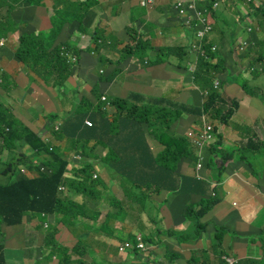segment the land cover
<instances>
[{"label":"crops","instance_id":"crops-1","mask_svg":"<svg viewBox=\"0 0 264 264\" xmlns=\"http://www.w3.org/2000/svg\"><path fill=\"white\" fill-rule=\"evenodd\" d=\"M49 2L50 0H46L45 4ZM183 2L184 0H179L177 6ZM246 2L242 6L250 8L249 14L251 15L258 8L264 6V0L259 6H247ZM118 3H121V1H118ZM97 4V7L104 5L112 7L114 3L111 0H98ZM36 8L42 9L43 7L38 6ZM174 8H177L176 5ZM184 8L187 9L186 13L189 16L197 17L199 15V12L194 8ZM225 8L228 7L226 6ZM52 9L56 10L59 8ZM111 10L114 15L108 20L113 32L112 35H123V30L131 26L138 15L122 12L121 10L115 13L113 8ZM38 15H42L39 10ZM97 16V23L100 24L102 20L100 11H98ZM228 17L225 15L224 19L228 20ZM88 22L91 23V21ZM222 22H224L223 19H221ZM165 23L167 25L166 21ZM94 24H96V21ZM99 24H96V27H99ZM40 25L38 23L37 28ZM42 26H46L44 20H42ZM254 31L247 33L248 40H251L249 37ZM82 35L85 34H80V36L74 38V35L72 36L73 45L84 53L78 57L77 64H72V66H76V74L70 75L61 90L54 88L52 82L50 84L45 83L40 76L42 80L36 81L34 73L25 74L27 75L28 84L44 85L43 90L39 89V92L55 91V101L57 98L63 100L61 106L57 103L53 106L42 101H36V103L45 107L43 115V118L44 116L45 118L39 122L42 125L40 131L45 142L50 141L45 136V133L51 130L53 125L56 126V130L59 129L63 120L82 101L87 100L95 104L96 100L104 95L110 99L108 94L111 93L110 96L112 97L128 100L129 104L140 107L145 94L152 96V94H149L152 93V82L149 81V85H145L148 82L145 79L147 77L145 70L162 65L165 62L164 55L160 51L150 52V57L143 60L136 56H131L124 61H120V50H123L128 45H133L135 42L123 44L120 48L116 47L114 53H111V56H113V68L114 70L117 68L114 79L109 83H103L102 80L97 79V74L98 71L105 70L107 65L102 66L98 63L99 58H97V55L86 52L88 48L83 47L82 43L88 39V36L84 40ZM145 35L148 37L144 39L150 40L154 47H162L154 43L155 40L158 42V35H154L152 38L146 32ZM240 35H243V32ZM255 36L258 40L262 39L260 32ZM13 37L19 40V33L16 31ZM181 38L185 41L188 40L183 38L182 35ZM220 39L221 37L219 36L216 41H213L219 42ZM123 40L124 38H122V42ZM220 48L224 51L223 47L220 46ZM153 59L157 60L156 64H154ZM141 66L145 69L142 71L141 76L133 77L131 73H140ZM167 66L170 69L177 68V64L170 60L165 62L163 67L167 68ZM20 75L17 76V80ZM97 84L99 86L96 87ZM237 89L241 88H233V91L231 93L227 92L226 95L229 99L238 98L241 101L242 112H235L227 124L220 125L216 123L214 125L217 132L216 138L221 136L220 145L216 146L217 142L214 145L217 148V154L212 156L217 165L210 166L211 157L209 156V151L211 148H205L201 152L204 162L202 169L198 172L196 166L188 161H183L180 166V172L174 173L169 180L168 191L156 194L153 189H148L146 193L149 194V197L146 198L142 194V187L151 188L152 183L144 182L140 184V181L138 183L134 182L132 184L133 193H129L128 197H126L125 207L119 211L118 217H114L113 230L110 229L108 234L116 231L121 222L122 228L117 235H109L103 238V249L98 251L100 257L110 258V250H115L111 245L130 240V236L133 238L136 234H143L144 238L148 240L150 247L145 253V264H227L223 262L224 258L234 260V264H264V102L257 97V100H254L253 97H245L244 93L239 92ZM190 90L194 91V88H190ZM59 91L62 92L63 97L58 94ZM172 100L177 101V99ZM31 104H35V101H32ZM86 108L90 109V106H86ZM112 112H114L113 109L110 110V115H112ZM36 114L40 116L39 113L29 112L25 108L20 116L15 115L19 116L23 121L24 119H29L31 125H34L35 123L32 121L36 118ZM93 114L94 112H89L85 115L83 120L85 128L93 127ZM51 115L60 117L52 125L49 124ZM190 117H183L179 124V131L174 126V130H177L179 135L185 136L187 139L200 134L204 125L207 124L202 120L198 126H194L193 122L195 119L189 120ZM106 121L111 125L115 121L128 120L125 118V112H121L117 117L112 116V118H107ZM87 122L90 125H87ZM129 123L130 133L115 135L111 138L114 141L120 139L127 141L126 145L120 144V149L123 153L128 149L134 156L139 158L141 154L155 157L164 149L163 145L150 136L148 130L147 133L139 132V123L137 121H129ZM26 125L33 129L30 125ZM250 140L253 143H250ZM63 143H66V141H63ZM3 146L4 144L1 141L0 149ZM52 149L50 147V150ZM23 150L24 153H29L27 147ZM102 150L109 151V144ZM115 156L118 157V155ZM1 157L2 155H0V161L11 159L7 151L3 153V157H7V160H2ZM114 163L115 160L112 164L103 166V168L108 170H105L107 176L115 173L120 176L118 170L123 166H114ZM34 165L39 167L42 172L47 170L39 161L37 163L34 161ZM18 170L29 178L37 176L36 171L28 170L23 165H20ZM0 176L3 180H7V176L1 172ZM196 176L201 179L198 181V186H193L192 180L197 179ZM215 192L220 198L219 203L202 217L198 223L192 222L188 218L189 210L187 208L190 205H200V201L213 196ZM142 197H144V203L142 202ZM150 205H153V208H150ZM46 217L47 215L45 214L30 212L23 216L21 224L0 227L4 246L2 253L7 263L58 264L59 259L55 255L53 245V242H55L54 236H50V247L47 245V238L51 232H57V228L54 227V220L56 221L57 215L50 216L49 228L52 230L51 232L47 231L43 226V222L47 221V219L45 220ZM129 220L132 223H129ZM175 220H178V223H175ZM196 230H198V233H196ZM215 236L221 238L220 246L215 241ZM196 237H200V239H194ZM99 256L95 257L96 262H98ZM126 256L129 259L127 264H132L134 259L138 257L133 253Z\"/></svg>","mask_w":264,"mask_h":264},{"label":"trees","instance_id":"trees-1","mask_svg":"<svg viewBox=\"0 0 264 264\" xmlns=\"http://www.w3.org/2000/svg\"><path fill=\"white\" fill-rule=\"evenodd\" d=\"M39 1L26 0L27 5H31L32 7H36ZM86 1L89 0L68 1V5L65 8L58 9L56 11L57 13L55 12L56 14L51 17L53 34L56 36L62 34L61 40L63 42L65 37H67L68 41H71L72 36L76 32L88 34L87 27L91 25L94 17H97L95 11L97 3L91 1L86 4V8L82 9L71 8L70 6L86 3ZM63 2L64 0H57L59 7H61ZM23 6L17 5L9 8H22ZM63 12L69 14L65 17L61 16V18H58L59 14L61 13L62 15ZM88 21H91V23ZM10 25L12 24L9 21ZM8 27L6 21H1L0 34L7 30ZM101 29L100 26L95 28L94 39L91 40L93 47L89 46L86 52L88 54L100 55L98 63L107 65V68L103 71H98L97 79L102 80L103 83H109L114 79L117 68L114 70L113 62L104 58L101 53L106 49L114 53L115 46L112 42H106L105 37L97 35ZM191 35L192 37H189L187 45L182 47L191 48V44L189 43L190 41H194L196 34L192 33ZM50 37L53 38L52 36ZM109 39L113 41V38L110 36ZM253 39L257 43L252 47V49H255H250L245 57L255 52L258 56L255 64L259 63L264 66V37L261 39L263 41L258 40L256 36H253ZM18 41L19 46L16 51L17 59L27 66L31 65V58L36 59L46 55L51 57V61L48 64L32 65V73L40 76L47 84L52 82L53 87L60 90L69 79V76L76 74V66H72L73 69L71 70L68 64H66L65 52L67 49L71 50L77 57L82 56L84 53L75 48L72 42L71 47H66L65 44H61L59 48H54L49 51L43 46L41 34L21 35ZM133 41L135 42L133 45H128L123 50H120V61H124L131 56H136L140 60H143L149 58L150 52L152 51H160L180 59L188 55L186 53L180 56L177 47L173 46L156 48L150 40L144 39L138 33L133 35ZM45 43L49 44L48 41ZM178 47L184 50L181 46ZM205 52L204 56H198L197 67L193 70L195 76L194 83L197 87V90H194L195 101L180 102L163 98H153L155 102H152V99L147 100L144 98L140 103V107H137L129 104L128 100L110 98L108 102L114 109L112 116L117 117L121 112H125V118L128 120L115 121L110 125L106 121L107 118H112V116L109 117V111L106 110L108 102L102 101V97H99L95 104L85 100L79 103L71 112L72 114L70 113L63 120L59 129L56 130L55 127H51L54 139L57 142L66 141L68 144L67 149L81 152L85 156H92L94 158H97L102 149L109 144L106 159L111 161L115 160L114 166H123L118 170L121 178L128 177L135 183L140 181V184L144 182L152 183L151 188L142 187L143 196H146V198L149 197V194L146 193L148 189H153L156 194H160L166 190L168 191L169 180L174 173L180 172L182 162L188 161L197 167L200 157H202L194 137L188 138V140L187 137L179 135L178 131L174 130V125L179 124L185 116H192L189 120L200 118L201 122L202 120L207 122L212 119L214 121L213 123L224 125L232 118L238 107V101L236 99L227 98L224 91L221 92L220 89L215 88V75L224 73L226 67L218 66L207 60L209 57L210 59L213 58L211 46H208ZM258 67L259 70L255 69L253 71V77H257L260 72L264 71L261 66ZM229 76H233L235 82L239 80V77H242L241 73L231 74L228 70L223 78L225 84ZM97 86L99 85L97 84ZM241 86L245 91L252 92L250 82L247 79L241 82ZM86 106H90L87 113L94 112L92 115L93 127L91 128L84 127L83 120L87 113L83 114L82 111ZM50 117V125L60 119L57 115H51ZM134 120L139 123L140 133H147L148 130L150 136L164 146V149L155 157L141 154L139 158L138 156H134L128 149L123 153L120 146L116 149V146L111 145L114 142H119L121 145L127 144V141L121 139L114 141L111 138L115 135L130 133L129 121ZM212 127L213 133L217 135L216 128L214 126ZM217 139L216 146L220 145L221 136H218ZM1 141L4 146L0 149V155H3L4 151H7L11 159L0 161V172L7 176L6 183H1L0 181V226L19 225L22 222L23 216L30 212L45 215H61L60 220L65 223L76 218L78 207L76 204L75 206L73 205L74 202L70 201L68 196L59 191V187L64 185L68 192L74 191L75 193H84L85 195H90V191H87L84 185H80L75 190L77 183L73 180L68 181L65 179L64 174L69 160L63 153V149L57 146L50 150L51 145L45 142L40 134L36 133L29 126L19 122L6 109H0ZM249 142L253 143L251 140ZM216 146H213L209 151V156L211 157L210 166L217 165L212 159V156L217 154ZM25 147L30 150L31 154L24 153L23 149ZM115 155H118V157ZM35 160H38L47 170L42 172L39 167L34 165ZM20 165L25 166L28 170L36 171L37 176L29 178L21 174L18 170ZM94 167L95 164L93 162H86L82 170L76 171V174L84 175L85 180L89 181L90 189H93L98 184V180L92 179ZM196 178L192 180L193 186H198V181L201 179L199 176H196ZM214 190L216 189L214 188ZM219 201L220 198L215 192L213 196H209L205 200L200 201V205H190L187 208L189 210L188 218L192 222L198 223ZM142 202L144 203V197H142ZM175 223H178V220H175ZM196 233H198V230H196ZM141 236L143 242H148L143 234ZM131 238L130 236L129 239L132 240ZM194 239L199 240L200 237ZM220 240V237L215 236V241L219 246ZM3 249V243L0 242V264H9L3 257ZM54 250L55 255L59 257L58 264H69L70 256L67 255V251L64 248ZM223 262L229 264L225 258Z\"/></svg>","mask_w":264,"mask_h":264},{"label":"rangeland","instance_id":"rangeland-1","mask_svg":"<svg viewBox=\"0 0 264 264\" xmlns=\"http://www.w3.org/2000/svg\"><path fill=\"white\" fill-rule=\"evenodd\" d=\"M45 1L46 0L39 1V4L36 7H43L42 9H39L32 7L31 5H27L26 0H0V22L6 21L7 27L9 26V21L12 24L7 30L0 34V109H6L22 124L30 125L35 131H38L36 133L40 134V136H42L40 131L42 125L39 122L43 121L45 118V116L43 118L45 107L36 103V101H42L45 102V104L53 106H55V103H57L59 106H61L63 100L57 98L55 101V91L39 92V89L41 90L44 87L43 84L38 86L36 83H27V75L25 74L32 73V65L36 66L48 64L51 61V57L46 55L36 59L31 58V65L29 66L20 63L16 58V51L19 46V41L13 37V34L17 31L19 33V38L21 35L41 34L43 40V42H41L44 44L43 46H45L49 51L54 48H59L61 44H65L66 47H71V42L73 44V38L80 36L81 34L80 32H76L73 38H71V41H68L67 37H65L63 42L61 40L62 34H59L58 36L54 35L51 26V17L54 16L58 10H53L52 8H56V6L59 9L65 8L68 5V1L76 0H64V2L61 4V7H59V4H57V0H50L48 4H45ZM91 1L98 3V0H89L86 1V3L70 6L71 8L82 9L86 8V4ZM111 1L114 3L112 7L107 5L97 7V4L95 11L97 13L98 11L101 12L102 20L99 24L97 23L98 16L94 17L96 20L93 19L91 25L87 27L88 34H85L86 36L82 35L84 40H86L88 36V39L82 43L83 47L88 48L89 45L93 47L91 40L94 39L93 36L95 35L96 24H99L100 28L102 29L99 30L97 35L105 37L106 42H112L115 48H120V46L123 44H130L133 41V35L136 33L142 35L143 38L148 37L145 35L146 32L150 34L151 38L154 37V35L159 36V38H157L158 42H156V40L154 41V43L158 46L177 47L180 56H183L186 53L188 54L186 57L180 59L178 57L163 53L165 62H168L169 60L171 62L174 61V63L177 64L176 69H170L169 66H167L168 69L164 68V62L162 65L149 68L147 70L141 66L140 73H131L133 77H140L142 71H146L147 77L145 79L148 80V82H146L145 85H149V81L152 82V93H149L152 94V96L145 94V98L147 100L152 99V102H155L153 98H163L167 100L177 99V101L179 100L180 102L195 101L194 91L190 90V88L197 90V87L194 83L195 76L192 69L193 67H197V59L200 53H203L208 46H211L213 58L210 59L209 57L207 60L218 66L226 67V71L224 73L215 75V88H218L221 90V92L224 91L225 93H231L233 88H241L242 90H237L239 92H243L245 97H253L254 100L259 98L264 102V71L260 72L257 77H253V70L255 68L259 70L258 66H261L264 69V66L259 63L255 64V60L258 57L255 52L245 57L249 50L252 49L254 44H257L253 39V36L260 32L262 39L264 37V8H258V12H254L251 15L249 14L250 8L242 6L246 0H184V2L179 3L178 6L177 3L179 0ZM118 1H121V3H118ZM237 2L240 3V5ZM262 2L263 0H254V2L247 4V6H259ZM17 5L24 6L22 8H2L15 7ZM174 5H176L177 8L187 7L196 9L200 14L201 20L203 21H199L200 24L198 25L199 28H202V40L200 43H194L191 48L182 47L187 45L188 40L185 41L182 39L181 35L189 34V31L182 24L180 17L174 9ZM226 6L228 8H225ZM111 8L114 9L115 13H118L119 10H121L122 12H130L138 15L132 25L126 27L123 30V35H118L117 33H114L117 35H112L113 32L111 31L109 25L110 22L108 20L112 17V15H114L112 10L110 11ZM38 10L42 15H38ZM68 14L69 13L63 12L61 15L60 13L58 18H61V16L65 17ZM225 15L229 16L228 20L224 19ZM221 19H223L224 22L221 23ZM42 20L46 22V26H42ZM95 21L96 24H94ZM165 21L167 22V25ZM38 23L41 24L39 28H37ZM250 30H255L254 33L249 37L252 40L251 45L242 46L241 43H247V33ZM241 32H243V35L239 36ZM109 36L113 38V41L109 39ZM219 36L221 37L220 41L215 42ZM190 37H192L191 34ZM122 38H124L123 42ZM47 41L49 44L45 43ZM189 44H192V41H190ZM178 46H181V48H184V50H181ZM220 46L223 47L224 51L221 50ZM75 48L77 47L75 46ZM101 54H103L104 58L107 60L112 61L113 56H111V51L109 49L103 50ZM99 56L97 55V58H99ZM64 57L66 58V64H68L72 70V64L76 61V55L73 51L67 49ZM153 60L154 64H156L157 60ZM101 65L103 66L104 64ZM47 67L51 69L49 65H47ZM228 70L231 74L241 73L242 77H239V80L235 82L233 80V76H229L227 83L225 84L223 82V78L227 74ZM18 75H20V77L17 80ZM33 75L36 81L42 80L36 74ZM246 79L250 82V89L252 92H249L248 90L245 91L241 86V82L245 81ZM232 85L234 86L230 87ZM188 91L189 93L187 94ZM58 94L63 97L61 91H59ZM108 95L110 98L112 97L110 96L111 93ZM104 97L108 98V96L105 95ZM235 99L238 101L236 113H240L242 112L241 101L238 98ZM32 101H35V104H31ZM109 105L110 104L106 105V109L109 107ZM25 108L29 112H36L40 114L41 117L36 114V118L32 121L35 123L34 125H31L29 119L23 118V121L19 117ZM107 110L110 114V110H112V108H108ZM87 111L88 108H85L82 113L85 114ZM14 113L19 116L15 115ZM111 116L112 115H109V117ZM213 122L214 121L211 119L206 123L214 126L216 123ZM200 123L201 119L197 118L195 120L194 126H198ZM179 124L174 125L178 131ZM52 127L56 128L55 125ZM45 136L49 138L50 141L48 143H50L51 148L61 146L63 153L69 160V164L64 174L65 179L68 181L73 180L77 183L75 190H77L80 185H84L87 191H90V195H85L84 193H75L74 191L68 192L64 185H62V189L59 187V191L68 196L70 201L74 202V206L76 204L78 207V214L76 218L72 219L68 223L61 222V215H58L56 217V221L54 220V227L57 228V232L52 231L49 228V220L51 215H47L45 218L47 221L43 222V226L47 231H52L47 238L48 247H50L49 239L52 235L54 236V241L57 243L56 244L53 242L54 249L64 248L67 251V255L70 256L69 264L129 263L128 256L119 253L121 246L131 244L129 242L121 241L111 245L113 248H115V250H110V258L100 257L98 251L103 249L102 241L104 237H108L109 235H117L120 232L122 228V222L118 225L116 231L108 234L110 229L113 230L112 226L114 217H118L119 211L125 207V202H127L126 197H128L129 193H133L132 184L134 182L128 177L121 178L120 176H117L116 173L107 176V173L105 172L107 169L103 168V166L110 165L114 162V160L111 161L106 159L108 152L107 150H102L97 158L92 156L88 157L83 155L81 152H75L67 149V143L57 142L54 139L51 130L47 131ZM111 145L118 148L120 143L114 142ZM30 153L31 152L29 150V153L27 154ZM1 158L2 160H7V157H3V155ZM86 162H93L95 164L94 170L92 171V179L98 180V184L93 189H90L91 186L89 185V181L85 180L84 175L76 174V171L83 169ZM197 171L199 172L200 170L198 169ZM0 181H2L1 183L7 182V180H3L1 176ZM150 208H153V205H150ZM128 222L132 223L131 220ZM0 242L3 243L1 237ZM146 243L147 244L144 245V250L141 251L142 254L138 255L132 264H145V253L150 249L148 242ZM77 247L79 250H77ZM97 256H99L97 259L98 262H96L95 258Z\"/></svg>","mask_w":264,"mask_h":264},{"label":"built area","instance_id":"built-area-1","mask_svg":"<svg viewBox=\"0 0 264 264\" xmlns=\"http://www.w3.org/2000/svg\"><path fill=\"white\" fill-rule=\"evenodd\" d=\"M252 0H247L246 4L251 3ZM175 7V5H174ZM192 9V8H190ZM178 16L180 17V19L182 20L183 24L191 31L193 32V34H196V37L193 41V45L194 43H200L202 40V36H203V32H202V28H199L198 25L200 24L199 21L203 22L200 18V14L197 15V17H192L187 15L186 13V8H175ZM253 30H250L248 33H252ZM242 46H247V45H251V40H248L247 43H241ZM195 49V48H194ZM201 49V48H200ZM205 50L203 53H200L201 56L205 55ZM195 68L193 67L192 71ZM103 100L105 101L106 98H103ZM87 125H90L89 122H87ZM195 139V143L198 145L199 149H200V153L201 150L204 148H210L216 141L215 138V134L213 133V127L211 125L205 124L203 127V130L201 131L200 134H198L197 136L194 137ZM198 169L201 170L203 167L202 164V157H200L199 163L197 165ZM63 186L60 187V189H62ZM139 245H137L138 248H140L141 250H144V242L142 241V239L139 238ZM134 249V246L132 244H127L125 246H121L120 251L121 252H127V251H131ZM225 260L229 263V264H234L235 261L232 259H228L225 258Z\"/></svg>","mask_w":264,"mask_h":264},{"label":"water","instance_id":"water-1","mask_svg":"<svg viewBox=\"0 0 264 264\" xmlns=\"http://www.w3.org/2000/svg\"><path fill=\"white\" fill-rule=\"evenodd\" d=\"M175 9V8H174ZM176 11V10H175ZM182 21V20H181ZM182 24H183V22H182ZM184 25V24H183ZM185 26V25H184ZM186 27V26H185ZM187 28V27H186ZM188 29V28H187ZM188 31H189V34H182V37L183 38H187V39H189V37H190V34H192V32L188 29ZM192 45H193V41H192V44H191V47H192ZM90 46V45H89ZM238 55V54H237ZM77 62H78V57H77V55H76V61H75V63L77 64ZM103 97L104 96H102V98H101V100L102 101H104L103 100ZM104 98H106V100H105V102H108L109 100H108V98L107 97H104ZM108 104H109V102H108ZM108 108H112L113 109V107H112V105L110 104L109 105V107ZM107 108V109H108ZM106 109V110H107ZM108 111V110H107ZM114 113V112H113ZM112 113V114H113ZM217 137V135H215V138ZM216 142H218L217 141V138H216V141H215V143ZM215 143L210 147V148H212L214 145H215ZM210 148H208V149H210ZM205 149V148H204ZM204 149H202V150H204ZM202 150H201V152H202ZM35 162L37 163L38 162V160H35ZM202 164H203V158H202ZM197 170H198V167H197ZM4 226V225H3ZM3 226H0V227H3ZM1 233V232H0ZM0 237H1V234H0ZM139 238L140 239H142V236H141V234H136L133 238H132V240H127L126 242H129V243H131L133 246H134V249L133 250H131V251H127V252H121L120 250V254H124V255H129L130 253H133V254H135V255H141L142 253H141V249L140 248H138L137 247V245H139V243H140V241H139Z\"/></svg>","mask_w":264,"mask_h":264},{"label":"clouds","instance_id":"clouds-1","mask_svg":"<svg viewBox=\"0 0 264 264\" xmlns=\"http://www.w3.org/2000/svg\"><path fill=\"white\" fill-rule=\"evenodd\" d=\"M247 1V0H246ZM193 33V32H192ZM252 41V40H251ZM256 69V68H255ZM147 243L146 242H144V245H146Z\"/></svg>","mask_w":264,"mask_h":264}]
</instances>
